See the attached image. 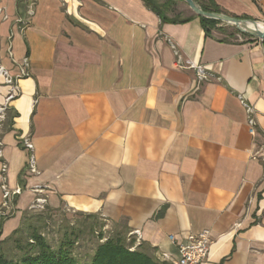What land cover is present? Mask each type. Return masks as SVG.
Masks as SVG:
<instances>
[{
	"label": "crops",
	"instance_id": "crops-1",
	"mask_svg": "<svg viewBox=\"0 0 264 264\" xmlns=\"http://www.w3.org/2000/svg\"><path fill=\"white\" fill-rule=\"evenodd\" d=\"M214 2L264 24V0ZM30 4L0 0V66L19 93L3 161L8 187L22 189L0 241L43 198L49 210L125 223L144 251L173 261L187 235L209 230L202 264H264L262 43L205 36L196 18L161 23L141 0H38L28 19ZM172 45L210 78L177 67ZM6 93L0 76V104ZM239 97L256 112L254 137ZM24 137L39 176L25 173Z\"/></svg>",
	"mask_w": 264,
	"mask_h": 264
},
{
	"label": "rangeland",
	"instance_id": "rangeland-1",
	"mask_svg": "<svg viewBox=\"0 0 264 264\" xmlns=\"http://www.w3.org/2000/svg\"><path fill=\"white\" fill-rule=\"evenodd\" d=\"M155 3L169 18L195 16L181 0H174L173 3L155 0ZM222 26L226 34L217 31L213 33L219 39L234 41L227 38V35L234 34L237 31L236 28L225 23ZM234 39L237 42L243 41V38L238 35H235ZM34 235L41 236L53 251L64 250L76 260L77 264L90 263L97 247L109 239L121 240L130 252H142L156 264H166L161 260L160 254L144 251L137 237L132 232L128 233L125 223L112 225L99 216L83 214L68 208L49 210L47 206H43L41 210H30L23 214L20 232L0 241V255L6 262L13 264L23 257L36 255L38 249L33 244ZM133 237L136 238L134 242H132Z\"/></svg>",
	"mask_w": 264,
	"mask_h": 264
},
{
	"label": "built area",
	"instance_id": "built-area-1",
	"mask_svg": "<svg viewBox=\"0 0 264 264\" xmlns=\"http://www.w3.org/2000/svg\"><path fill=\"white\" fill-rule=\"evenodd\" d=\"M38 0H31V4L28 9V19L34 15V8ZM4 10L0 8V16L3 15V18L6 19V16L3 14ZM25 24V23H24ZM264 25V24H263ZM174 54L176 56L177 67L181 69H193L196 71L197 77L199 80H207L210 78L205 71L198 65L188 62L187 65H184L181 60V56L176 48L172 45ZM21 67L26 75L25 71L29 67L28 59L25 58L22 61ZM0 76L3 78L4 84L7 88V93L4 99V102L0 104V188L2 191V203L0 206V219L6 216V211L10 209V199L14 196H19L22 193L21 188L11 190L7 184V171L8 165L3 161V142L2 135L4 132L5 122H6V113L8 109V104L15 100L19 93L16 87L14 79H12L7 71L0 66ZM241 106L244 108L247 115V124L249 128V133L254 137L256 136V112L254 108L248 104V102L243 98L239 97ZM22 147L28 152V160L25 166V173L28 176H39L40 172L37 168L36 157L34 154V146L30 139L27 137L22 138L21 140ZM260 150H258L255 156H258ZM43 206H46V201L43 198H37L32 204L30 210H41ZM137 237V240L140 241V233L138 231H133ZM169 239L174 243L175 239L173 236ZM212 243L211 235L209 230L200 231L197 234H189L185 237L184 242L177 245L178 251V260L173 261L167 255L160 254V258L163 263L166 264H202L208 256L209 247Z\"/></svg>",
	"mask_w": 264,
	"mask_h": 264
},
{
	"label": "trees",
	"instance_id": "trees-1",
	"mask_svg": "<svg viewBox=\"0 0 264 264\" xmlns=\"http://www.w3.org/2000/svg\"><path fill=\"white\" fill-rule=\"evenodd\" d=\"M145 7L153 12L161 21V23H170V24H184L196 18L199 20L200 25L205 33V36H213V31H217L219 33L226 34L223 29L221 22L215 21L212 19L200 18L198 16H190L186 18H181L179 16H175L173 18H169L162 12L161 8L158 7L155 0H141ZM173 3L174 0H166V3ZM193 2L198 5L202 11L208 13H217V14H226L224 13L219 6H217L214 0H193ZM164 4V6L166 5ZM244 19V18H239ZM248 20V19H246ZM240 36L243 38L242 43L249 41H258L252 38L249 35L239 33L236 31L234 34H228L227 38H231V40H223L219 39V41H230L236 42L234 36ZM264 46V42H261ZM1 225V222H0ZM127 230V229H126ZM20 228L16 230L14 234L19 233ZM12 235V236H13ZM34 241L33 244L36 245L38 251L36 255L23 257L19 262L14 264H77L76 260L67 254L64 250L59 249L58 251H53L44 239L39 235L33 236ZM0 264H13L10 262H6L3 257L0 255ZM88 264H156L150 257L143 254L142 252L135 251L130 252L128 248L123 244V242L119 239H109L106 240L105 243L99 245L94 252V255Z\"/></svg>",
	"mask_w": 264,
	"mask_h": 264
},
{
	"label": "water",
	"instance_id": "water-1",
	"mask_svg": "<svg viewBox=\"0 0 264 264\" xmlns=\"http://www.w3.org/2000/svg\"><path fill=\"white\" fill-rule=\"evenodd\" d=\"M181 1H183L187 5V7L194 13V15L200 18L212 19L221 23H225L227 25L234 26L239 33L249 35L260 42H264V31H261L258 28V22L256 21L230 17L225 14L204 12L198 5L193 2V0ZM249 24L253 25V27H250Z\"/></svg>",
	"mask_w": 264,
	"mask_h": 264
},
{
	"label": "bare ground",
	"instance_id": "bare-ground-1",
	"mask_svg": "<svg viewBox=\"0 0 264 264\" xmlns=\"http://www.w3.org/2000/svg\"><path fill=\"white\" fill-rule=\"evenodd\" d=\"M257 25H258V28L261 30V31H264V25H263V23H257ZM249 26L250 27H253V25H251V24H249Z\"/></svg>",
	"mask_w": 264,
	"mask_h": 264
}]
</instances>
